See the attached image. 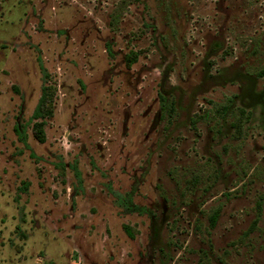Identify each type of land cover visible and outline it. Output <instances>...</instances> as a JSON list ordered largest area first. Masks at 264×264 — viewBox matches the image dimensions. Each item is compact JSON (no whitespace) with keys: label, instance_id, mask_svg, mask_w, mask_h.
I'll return each instance as SVG.
<instances>
[{"label":"rangeland","instance_id":"374dc122","mask_svg":"<svg viewBox=\"0 0 264 264\" xmlns=\"http://www.w3.org/2000/svg\"><path fill=\"white\" fill-rule=\"evenodd\" d=\"M0 264H264V0H0Z\"/></svg>","mask_w":264,"mask_h":264},{"label":"trees","instance_id":"16d2710c","mask_svg":"<svg viewBox=\"0 0 264 264\" xmlns=\"http://www.w3.org/2000/svg\"><path fill=\"white\" fill-rule=\"evenodd\" d=\"M44 97L43 99L41 100L39 106H38V109L36 110V118H39L41 115H42V108H43V105H44ZM34 130H35V137L40 141V142H45L46 140V136H45V131H44V123L41 122V123H36L35 126H34ZM217 217L216 215L213 217V223H215Z\"/></svg>","mask_w":264,"mask_h":264}]
</instances>
